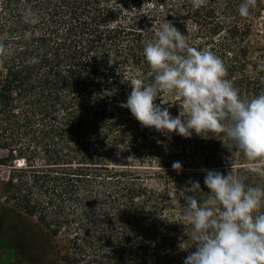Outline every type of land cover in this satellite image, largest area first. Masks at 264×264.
<instances>
[{
  "label": "trees",
  "instance_id": "16d2710c",
  "mask_svg": "<svg viewBox=\"0 0 264 264\" xmlns=\"http://www.w3.org/2000/svg\"><path fill=\"white\" fill-rule=\"evenodd\" d=\"M241 2L0 0V164L10 167L2 184L19 207L8 209L42 235L43 258L56 264L63 250L69 263L183 264L196 249L180 221L181 193L206 199L207 170L264 187L223 133L157 131L120 106L130 77L152 83L143 46L165 21L218 57L242 98L264 92V0L247 16ZM29 8L35 24L22 18ZM160 95L154 103L178 115L174 94Z\"/></svg>",
  "mask_w": 264,
  "mask_h": 264
},
{
  "label": "clouds",
  "instance_id": "9594fccd",
  "mask_svg": "<svg viewBox=\"0 0 264 264\" xmlns=\"http://www.w3.org/2000/svg\"><path fill=\"white\" fill-rule=\"evenodd\" d=\"M191 2L198 7L202 0ZM254 4L255 0H242L239 15L247 16ZM22 18L25 23L38 22L30 8ZM185 37L169 21L154 29L153 38L143 46L153 81L130 77L131 91L120 106L129 109L141 126L157 131H175L183 137L195 133L205 139L210 133H223L243 153L248 172L264 177V92L242 98L224 78L221 60L190 46ZM161 93L174 94L178 115L162 107L167 102L162 98L154 103ZM113 94L114 90L103 93ZM172 168L179 170L180 162H173ZM203 183L210 195L202 201L181 193L186 208L180 221L196 249L183 264H264V213L254 214L264 202V187L246 186L236 175L213 170L206 171ZM199 187L193 182L190 190Z\"/></svg>",
  "mask_w": 264,
  "mask_h": 264
},
{
  "label": "flooded vegetation",
  "instance_id": "af4514ba",
  "mask_svg": "<svg viewBox=\"0 0 264 264\" xmlns=\"http://www.w3.org/2000/svg\"><path fill=\"white\" fill-rule=\"evenodd\" d=\"M3 229L8 234L4 235ZM34 235L32 226L22 221L18 215L0 214V237L6 239L4 246L15 252V261H22L16 264H51L49 255L46 254L43 258L39 248L40 240Z\"/></svg>",
  "mask_w": 264,
  "mask_h": 264
},
{
  "label": "rangeland",
  "instance_id": "374dc122",
  "mask_svg": "<svg viewBox=\"0 0 264 264\" xmlns=\"http://www.w3.org/2000/svg\"><path fill=\"white\" fill-rule=\"evenodd\" d=\"M3 152L0 151V157L3 156ZM10 167L6 165H1L0 164V214H4L5 216H10L13 213L8 209L9 207L17 208L19 210V207L17 206V202H15L14 199H6V193L3 189V182L6 180L8 172H9ZM33 222L37 223V217L33 216L32 217ZM22 221L25 223H28L24 219L21 218ZM29 224V223H28ZM34 228V227H33ZM4 235L8 234L7 230L3 229ZM35 235L36 237L39 238V240H43L42 235L34 228ZM65 239V234L63 231H60L57 235V240L60 243H63ZM5 238L1 239L0 237V264H16V263H22L21 260L15 261V252L10 250L9 248L4 246ZM61 255H63V250L59 253V255L56 257V264H82L81 262L77 263H69L62 259ZM53 258V257H52ZM21 259V258H20ZM51 261V258H50ZM43 263V262H42ZM50 264V263H49ZM52 264V263H51Z\"/></svg>",
  "mask_w": 264,
  "mask_h": 264
}]
</instances>
